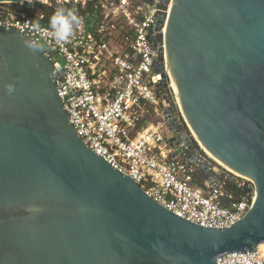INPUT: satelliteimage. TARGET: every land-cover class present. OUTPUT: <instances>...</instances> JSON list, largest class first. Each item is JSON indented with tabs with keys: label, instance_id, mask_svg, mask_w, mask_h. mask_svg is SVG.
I'll list each match as a JSON object with an SVG mask.
<instances>
[{
	"label": "water",
	"instance_id": "water-1",
	"mask_svg": "<svg viewBox=\"0 0 264 264\" xmlns=\"http://www.w3.org/2000/svg\"><path fill=\"white\" fill-rule=\"evenodd\" d=\"M24 39L0 28V264H214L264 243V0H172L155 66L196 141L253 182L252 208L227 229L178 218L86 148L52 64Z\"/></svg>",
	"mask_w": 264,
	"mask_h": 264
},
{
	"label": "built area",
	"instance_id": "built-area-1",
	"mask_svg": "<svg viewBox=\"0 0 264 264\" xmlns=\"http://www.w3.org/2000/svg\"><path fill=\"white\" fill-rule=\"evenodd\" d=\"M34 4L73 8L82 22L68 42L57 43L48 35V24H42V8ZM171 4L172 0L0 4V28L40 41L39 49L53 66L63 110L86 148L178 218L203 228L227 229L250 211L255 189L249 179L202 158L175 112L179 129L171 130L174 125L164 115L171 108L166 96L159 106L155 66L164 46L157 36L164 37ZM153 118L162 122L154 125ZM214 264H264V246L221 256Z\"/></svg>",
	"mask_w": 264,
	"mask_h": 264
},
{
	"label": "clouds",
	"instance_id": "clouds-1",
	"mask_svg": "<svg viewBox=\"0 0 264 264\" xmlns=\"http://www.w3.org/2000/svg\"><path fill=\"white\" fill-rule=\"evenodd\" d=\"M28 3L32 4L33 0H28ZM81 22L82 19L75 9L57 6L48 20V35L57 43H66L72 38L74 30ZM23 43L30 51H35L40 48L39 40L24 39ZM5 88L8 93L15 91V86L11 83L6 84ZM27 211L31 214H35L38 213L40 209L36 206H32L28 208Z\"/></svg>",
	"mask_w": 264,
	"mask_h": 264
},
{
	"label": "rangeland",
	"instance_id": "rangeland-1",
	"mask_svg": "<svg viewBox=\"0 0 264 264\" xmlns=\"http://www.w3.org/2000/svg\"><path fill=\"white\" fill-rule=\"evenodd\" d=\"M118 30H120V26H117ZM115 39L118 42L119 41V36L116 34L115 35ZM157 38L161 41V43L163 44V36L159 35L157 36ZM160 59L163 61V63L165 64V53L164 51L161 53L160 55ZM159 59V61H160ZM167 85L165 88H158V90L156 91V94L158 96L159 99V106L160 108L163 107V100L162 97L166 96L168 101H170V105L169 107L173 108V112L178 114V118L180 120L181 126H182V131L187 135V138L190 140L192 147L196 148V151L199 153V155L202 156V158L208 160L209 162H211L213 164V166H219L215 161H213L209 156H207V154L201 149L199 143L196 141V139L192 136L191 131L189 130L188 126L186 125V122L184 121L183 117L181 116L180 113V109L178 107V104L176 103V98H175V94L172 90V88L170 87V81L167 78ZM166 103V101H164ZM167 104V103H166ZM152 124L156 125L157 123H161L162 121L160 119L157 118H153L151 119Z\"/></svg>",
	"mask_w": 264,
	"mask_h": 264
},
{
	"label": "bare ground",
	"instance_id": "bare-ground-1",
	"mask_svg": "<svg viewBox=\"0 0 264 264\" xmlns=\"http://www.w3.org/2000/svg\"><path fill=\"white\" fill-rule=\"evenodd\" d=\"M170 87L172 88V90H173V92H174V94H175L176 103L179 104V101H178V98H177V92H176V90H175L174 85L171 84ZM178 107H179V106H178ZM181 115H182V113H181ZM184 121H185V120H184ZM186 125L188 126L189 130L191 131L192 136L196 139V137H195L194 133L192 132V130L190 129L189 125H188V124H186ZM199 145H200V144H199ZM200 147H201V149L207 154V156H209V157H210L213 161H215L219 166L223 167V168L226 169L228 172H231L232 174H234L235 176H237V177H239V178L247 179V178L242 177V176H240L239 174L233 172L232 170H230V169L227 168L226 166H224L221 162H219V161L216 160L214 157H212L211 154H209V153H208V152H207V151H206L201 145H200ZM261 246L263 247V246H264V243L261 244Z\"/></svg>",
	"mask_w": 264,
	"mask_h": 264
},
{
	"label": "trees",
	"instance_id": "trees-1",
	"mask_svg": "<svg viewBox=\"0 0 264 264\" xmlns=\"http://www.w3.org/2000/svg\"><path fill=\"white\" fill-rule=\"evenodd\" d=\"M40 12L43 13L46 17V21L42 22V24H44V23L48 24L49 17L54 12V10L51 8H48V7H44V8H42V10ZM33 13H36V11L32 12L30 15H33Z\"/></svg>",
	"mask_w": 264,
	"mask_h": 264
}]
</instances>
